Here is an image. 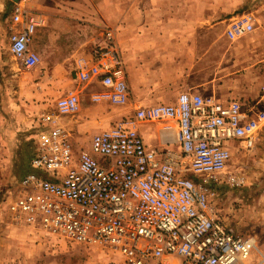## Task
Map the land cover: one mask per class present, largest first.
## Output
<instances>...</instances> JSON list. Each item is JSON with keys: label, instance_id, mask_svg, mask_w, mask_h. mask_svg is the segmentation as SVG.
Returning <instances> with one entry per match:
<instances>
[{"label": "built area", "instance_id": "obj_1", "mask_svg": "<svg viewBox=\"0 0 264 264\" xmlns=\"http://www.w3.org/2000/svg\"><path fill=\"white\" fill-rule=\"evenodd\" d=\"M12 23L9 50L32 69L41 58L31 44L45 20L17 6ZM253 30L252 17L243 15L231 21L226 37L236 40ZM105 37L114 41V32ZM123 64L113 43L81 59L79 80L98 79L105 87L92 101L129 102ZM262 101L246 107L240 99L182 92L172 103L136 108L133 116L95 134L89 151H78L63 122L80 110V98L71 91L58 98L55 114L39 120L48 128L37 134L30 168L8 209L55 238L117 252L123 264H245L256 240L222 221L208 185L227 171L235 149H256L264 126ZM157 121L175 122L162 129L176 131L177 142L168 137L160 149L145 142L139 124Z\"/></svg>", "mask_w": 264, "mask_h": 264}, {"label": "rangeland", "instance_id": "obj_2", "mask_svg": "<svg viewBox=\"0 0 264 264\" xmlns=\"http://www.w3.org/2000/svg\"><path fill=\"white\" fill-rule=\"evenodd\" d=\"M22 1L8 0L0 9V264H123L117 252L55 238L26 226L8 209L30 168L39 120L43 114H55L57 99L69 93L65 78L58 79L60 85L53 93L42 85L45 69L40 65L23 68L10 52L12 17L17 6H24ZM216 1L213 7L218 9L221 22L212 26L209 39L218 47L205 62V72L215 87L202 94L223 101L240 99L246 107L263 98L259 107L264 109V4L259 0L252 4ZM243 13L251 15L253 32L238 41L228 40L227 25L233 16ZM63 122L67 127L66 117ZM256 146L252 153L235 149L227 171L208 185L210 200L222 221L236 233L256 240V249L245 264H264V126ZM76 148L89 151L90 147ZM230 176L240 177V182L238 179L233 184Z\"/></svg>", "mask_w": 264, "mask_h": 264}, {"label": "crops", "instance_id": "obj_3", "mask_svg": "<svg viewBox=\"0 0 264 264\" xmlns=\"http://www.w3.org/2000/svg\"><path fill=\"white\" fill-rule=\"evenodd\" d=\"M255 1L258 2L239 0L234 3L252 4ZM22 2L28 12L45 20V24L37 28L31 44V49L41 58L35 67L40 65L45 69L42 85L56 93L55 89L60 85L58 79L63 77L67 80L68 91L75 92L80 98V110L64 116L75 148L86 144L90 147L95 134L122 118L133 116L138 107L172 103L182 92L202 94L209 87H215L214 81L207 77L205 62L218 47L216 41L209 39L213 35L212 26L221 22L218 21V9L213 7L218 4L216 0ZM259 3L264 4V0ZM7 5L8 0H0V9ZM246 14L233 16L231 21ZM12 28H15L14 24ZM108 30L114 32L112 42L105 37ZM112 43L121 53L127 74L130 100L126 105L92 101V94L105 87L98 79L82 82L77 75L81 59L89 58L93 49ZM167 124L175 125V122L139 124L140 133L150 147L164 148L168 137L177 142L176 131L162 129ZM37 128L48 127L39 125Z\"/></svg>", "mask_w": 264, "mask_h": 264}, {"label": "water", "instance_id": "obj_4", "mask_svg": "<svg viewBox=\"0 0 264 264\" xmlns=\"http://www.w3.org/2000/svg\"><path fill=\"white\" fill-rule=\"evenodd\" d=\"M11 1L14 2V3L20 2V0H11Z\"/></svg>", "mask_w": 264, "mask_h": 264}, {"label": "bare ground", "instance_id": "obj_5", "mask_svg": "<svg viewBox=\"0 0 264 264\" xmlns=\"http://www.w3.org/2000/svg\"><path fill=\"white\" fill-rule=\"evenodd\" d=\"M256 249V248H255ZM257 250H258V248H257ZM263 255V254H262ZM263 260H264V255H263V258H262Z\"/></svg>", "mask_w": 264, "mask_h": 264}]
</instances>
